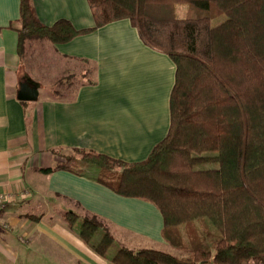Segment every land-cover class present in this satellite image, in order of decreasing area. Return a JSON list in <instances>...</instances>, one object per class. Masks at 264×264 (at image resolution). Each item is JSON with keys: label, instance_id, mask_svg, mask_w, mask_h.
I'll use <instances>...</instances> for the list:
<instances>
[{"label": "trees", "instance_id": "1", "mask_svg": "<svg viewBox=\"0 0 264 264\" xmlns=\"http://www.w3.org/2000/svg\"><path fill=\"white\" fill-rule=\"evenodd\" d=\"M95 24L76 28L66 18L44 24L33 0H21L19 52L26 40L67 42L128 18L142 40L175 63L170 125L142 160L91 149L64 154L50 172L77 160L102 168L116 192L155 204L166 241L177 253L121 244L104 218L85 214L78 236L113 264H264V0H88ZM187 3L184 16L176 6ZM224 13L226 18L211 24ZM121 167V171L113 170ZM80 214L68 211L70 229ZM198 221L204 236L186 245L180 226ZM211 227H209V225Z\"/></svg>", "mask_w": 264, "mask_h": 264}, {"label": "crops", "instance_id": "2", "mask_svg": "<svg viewBox=\"0 0 264 264\" xmlns=\"http://www.w3.org/2000/svg\"><path fill=\"white\" fill-rule=\"evenodd\" d=\"M33 4L47 25L60 18L76 28L95 24L88 0ZM20 15L21 0H0V264H113L78 236V225L90 213L127 235L129 247L169 244L161 210L116 192L101 180V167L77 160L50 172L42 168L55 166L75 148L144 159L169 129L174 61L121 18L67 42H51L55 66L63 72L59 87L40 96L35 81L38 98L21 100L29 39L20 53ZM68 211L80 214L75 229L68 226Z\"/></svg>", "mask_w": 264, "mask_h": 264}, {"label": "rangeland", "instance_id": "3", "mask_svg": "<svg viewBox=\"0 0 264 264\" xmlns=\"http://www.w3.org/2000/svg\"><path fill=\"white\" fill-rule=\"evenodd\" d=\"M188 9V4L187 3H179L176 6V10H177V15L178 16H184L186 14V11ZM226 18V15L224 13H222L221 15L213 18L211 20V24H217L221 21H223ZM45 42L44 44L41 43ZM51 42L49 40H47L46 38H41V39H36V38H32L29 39L27 41V45L28 49L26 50L25 54H24V58L23 61L25 63V66H22L23 75L24 79H32L34 81H37L40 85V96L44 95V93H50L51 91L50 88H54L57 87L59 83H57V79L59 76H61V73L59 71V69L55 66L56 62H59L58 57L55 56V54H53V52L50 50L49 46H50ZM38 53L37 58L33 59L30 58L31 54L34 53ZM35 53V54H36ZM41 63V66H37L36 63ZM49 63V65L46 67L45 63ZM52 64H54V67L56 69V72H52V69L49 70V66H51ZM24 65V64H23ZM34 67V68H33ZM33 68V69H32ZM52 68V66H51ZM21 72V73H23ZM26 77V78H25ZM76 80L79 79V77L74 76ZM59 87V86H58ZM119 169V170H118ZM113 170H118L121 171V167H117V169H113ZM209 225V224H208ZM209 227H211L209 225ZM103 228L109 232H111L112 234L115 235L116 237V242H114V244L112 245V251L115 252L118 247L121 244H125V245H132L131 244V240L128 239L127 235H125L124 233H121L118 229L114 228L111 224H109L108 222L104 221V226ZM177 235L179 236V238L181 239V241L183 243H185L186 245H190V241L193 238L194 235L199 236L200 238H202L204 236L203 234V230L199 224L198 221L193 222L190 226L185 227L183 225L180 226L178 228L177 231ZM154 247H158L160 249H165L174 253H177L178 251H176L177 249L174 248L171 244H163V245H159V246H154ZM208 264H213V263H208Z\"/></svg>", "mask_w": 264, "mask_h": 264}, {"label": "water", "instance_id": "4", "mask_svg": "<svg viewBox=\"0 0 264 264\" xmlns=\"http://www.w3.org/2000/svg\"><path fill=\"white\" fill-rule=\"evenodd\" d=\"M38 83L30 79H24L18 90V98L21 100H35L38 98Z\"/></svg>", "mask_w": 264, "mask_h": 264}]
</instances>
